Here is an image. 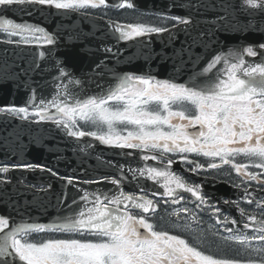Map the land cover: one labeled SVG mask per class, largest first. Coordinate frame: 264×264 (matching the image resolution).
Wrapping results in <instances>:
<instances>
[{
    "label": "snow or ice",
    "instance_id": "1",
    "mask_svg": "<svg viewBox=\"0 0 264 264\" xmlns=\"http://www.w3.org/2000/svg\"><path fill=\"white\" fill-rule=\"evenodd\" d=\"M244 4L264 14V0H244ZM25 5H48L64 10L110 6L108 0H0V6L4 9L18 6L26 11L23 8ZM112 6L135 7L131 0H122ZM163 19L180 24L190 23L179 16ZM117 30L120 32L119 38L124 40L168 31L163 27L145 24L117 26ZM0 33L7 37L8 43H55V36L44 28L18 23L5 16H0ZM13 37L19 39L13 40ZM43 55L41 52L40 56ZM258 56L262 57L259 63H249L245 59ZM59 71L62 77L70 75L63 67ZM196 75L202 77L203 82L197 83L194 78L191 85L169 80L154 82L151 77L125 75L102 97L84 100L70 98L65 87L64 99L60 98L61 93H57L51 100L41 99L36 104L33 95L29 102L31 112L28 106L15 105L0 107V112H8L22 119L31 115L40 121H54L69 129V134L74 137L97 136L106 144L156 153L143 159L158 160L162 167L138 169L134 176L138 173L153 181L162 178V187L166 190L163 195L173 197V204L183 199L177 189L192 193L201 204H207V198L201 195V186H189L182 177L171 171L170 166L176 161L169 157V153L184 154L179 158L184 163L194 165L189 169L192 172L205 166L198 161H189L186 155L189 153L211 158L213 162L207 164L209 169H219L225 165L231 167L241 177V183L234 187L242 188V195L236 201L224 200L223 203L234 206L243 219L238 222L236 218L224 215L220 207L209 205L216 222L225 225L223 231L227 233L224 235L216 230L212 234L220 241L239 245L249 256L255 254L258 259L244 260L217 255L191 245L179 235L155 230L154 224L143 215L155 213L158 205L154 200L146 195L124 193L121 189L111 194L86 192L80 199L90 203L91 207L86 205L80 211L51 224H10L9 217L0 215V264H15L17 260L22 264H264V218H258L240 206L242 202H247L264 210V198L256 199L257 195L264 193V44L216 54ZM152 103L157 105L156 111L149 110ZM186 105L190 107L191 114L184 110ZM50 108L56 109V112H50ZM79 121L99 128L106 127L107 131L100 135L94 131L85 132L81 130ZM117 125H125L123 131L126 135L120 134ZM127 125L134 126V130L129 131ZM197 125L198 130L189 131ZM238 157H244L246 162L237 163ZM217 158L218 163L214 162ZM12 167L31 169L43 166L27 164ZM9 170L8 165L0 166V172L7 173ZM64 179L69 184L74 182V177ZM103 179L108 180V177ZM252 182H255V187ZM111 183L120 186L121 180L112 178ZM250 188L252 191H249ZM76 203L73 200V204ZM130 205L142 214L133 215ZM181 212H188L190 221L199 223L196 213L187 208L177 210L172 215L179 217ZM261 216L264 217V211ZM229 223H242V227H226ZM181 227L196 231L192 223ZM249 229L252 235L247 234ZM44 232L88 235L93 238L36 242L30 239L33 233Z\"/></svg>",
    "mask_w": 264,
    "mask_h": 264
},
{
    "label": "water",
    "instance_id": "2",
    "mask_svg": "<svg viewBox=\"0 0 264 264\" xmlns=\"http://www.w3.org/2000/svg\"><path fill=\"white\" fill-rule=\"evenodd\" d=\"M122 0H108L116 5ZM135 8L188 18L190 24H208L206 29L216 35L234 33L240 24L241 41H226L206 53L202 43L194 42L193 27L181 26L169 32L148 33L131 40L120 39L117 21L78 12L56 9L48 5H25L4 9L0 16L18 23L44 28L55 36V43L26 44L0 40V105L17 104L32 107L41 99L51 100L67 88L70 98L84 100L105 95L125 75L136 74L166 78L191 85L203 78L197 76L211 58L221 52L240 49L244 40L264 42V14L248 8L244 0H131ZM228 24H235L228 26ZM178 35V37H177ZM227 37V36H225ZM203 39V37H201ZM241 44V45H240ZM214 46V45H213ZM224 49L225 51H222ZM43 52V57L40 53ZM206 56L205 60L200 57ZM70 75L62 77L59 68ZM219 67V66H218ZM79 81V83H76ZM21 157L55 167L63 173L67 167L78 168L84 152L78 138L66 129L51 123H37L0 113V158ZM68 174L67 172H65ZM71 174V173H69ZM0 181V214L13 222H45L54 208L73 212L85 204H73L69 191L62 197L51 192H35L13 187ZM21 190V194H19ZM8 192V193H7ZM16 194V195H15ZM37 195V196H36ZM53 197V199H49ZM35 223V222H34ZM15 264H22L18 260Z\"/></svg>",
    "mask_w": 264,
    "mask_h": 264
},
{
    "label": "flooded vegetation",
    "instance_id": "3",
    "mask_svg": "<svg viewBox=\"0 0 264 264\" xmlns=\"http://www.w3.org/2000/svg\"><path fill=\"white\" fill-rule=\"evenodd\" d=\"M184 24L174 22H162L161 27L166 28L168 30L180 27ZM203 26H208V24H203ZM203 39H200V43H212L213 45H222L221 43H227L226 41H232L234 44H236L235 41H241V39L238 37V33H226V35H216V37L208 36V32L202 33ZM227 36V37H225ZM260 44L256 45H247L245 44L244 47L247 46H253L254 48ZM205 49V48H203ZM213 50V46H212ZM200 59L205 60V57H200ZM245 59L249 63H259L262 59V57H245ZM136 77V76H133ZM147 78V77H145ZM153 81H157V79H153ZM163 81V80H161ZM173 82V81H172ZM176 83V82H174ZM181 84V83H178ZM139 87V86H138ZM115 106V105H113ZM175 107V106H173ZM150 111H156L157 105L155 103H152L149 105ZM184 110L186 113H190V107L185 106ZM32 109H30V112ZM50 112H52L50 110ZM53 113V112H52ZM28 118H31L33 120H39L38 117L29 116ZM51 121V120H47ZM80 125L81 130L85 132H97L98 135L103 134L107 131L105 128H99L97 126L92 125L91 123H85L84 121L78 122ZM118 131L121 135H126V132L123 131L125 125H117L116 126ZM129 131L134 130V126L127 125L126 126ZM199 129V126H195L192 129H189V131H196ZM165 130H167L165 126ZM83 139L87 140L88 147L91 149L93 147H97L98 150H101L103 148H117L120 151L119 157H122V159L125 160V166L126 169H115L112 167H109L106 165L105 167H99V166H93L91 162H88V167L83 166L80 168V175L79 176H68V175H61L58 171H56L53 168L48 167H42V168H24V167H16L13 168V165H22L19 163H8L4 165H8L10 170L7 173L0 172V179H8L7 174L13 172L14 170H32L37 171L41 170L39 175H36L32 178V181H26L24 179V182L26 184L31 185L37 190H47L50 188V185L46 183L49 179H57L62 181L66 185H77L81 190H84L86 188H90L92 190H99V192L104 193H114L117 190H121L124 193H132L135 195H146L148 198L153 199L155 204L158 205L155 213H143L146 219L149 220V222L154 224L155 230L157 231H167L172 235H179L183 239H186L191 245L196 246L200 248L201 250L205 251H211L214 254L226 256L228 258H237V259H258V257L255 256V254L249 256L247 252H244L242 248L239 245H236L234 243L230 242H223L220 241L216 236H214L212 233L216 230H219L222 234L227 235V233H224L223 229L225 225L218 224L216 222V217L212 214L213 209L209 207V205H215L217 207H220L224 215H228L229 217L236 218L238 222H242V217L240 216L239 211L232 205H225L223 203L224 200L229 201H236L240 199L242 195V188L238 189L234 187L236 184L241 183V177L229 166H222L219 169H209L207 167V164L210 162H213L211 158L204 157L202 155H198L196 153H189L186 154L188 156L189 161H198L200 164L204 165V168L197 169L196 172L189 171L191 167H194V165L190 163H184L180 160V155L184 154H178V153H169V157L174 159L176 162L170 166L171 171L175 172L178 176L182 177V179L186 182L189 186H201L200 191L201 195L205 196L207 198V204H201L200 201L197 199L196 196L192 195V193L185 191L184 189H177L176 191L179 192L181 196H183V199L180 200L179 203L173 204L171 203L173 197H167L165 195H162V184L163 179L161 178V197H154L149 192L143 191V192H137L134 189V187H139L137 184L132 182V177L119 175L120 174H128L131 171H133V167L135 162L137 163H150L157 165L158 167H162L160 161L158 160H144V156H151L153 154H156L150 150H142V149H133V148H127V147H120L117 144H106L102 141H100L97 136H84L81 137ZM93 153L92 149L89 151ZM106 153V152H105ZM106 156H110V158H116L117 155L112 154H105ZM214 162H219L218 158ZM237 163H245L246 159L244 157H238ZM94 164H97V161H93ZM164 163L166 164L167 161L165 160ZM2 166V165H0ZM47 169H51L52 171L49 172ZM253 170V169H249ZM116 172L113 175H106V174H112V172ZM50 173H56V177L54 178L52 176H49ZM65 177H74V182L72 184H69L64 178ZM104 177H108V180H104ZM116 178L121 180V185L117 186L111 183V179ZM91 181L92 183H87ZM253 187H255V182H252ZM249 191H252L250 188ZM178 198V197H177ZM264 198V193H261L260 195H257L256 199H262ZM165 201H168V203H165ZM199 205V207H198ZM241 207L245 208L247 212L255 214L258 218H264L261 216L262 211L259 208L256 207L255 204H248L247 202H242ZM187 208L191 210L192 212H195L197 215V219L199 223L191 222L189 219V213L188 212H181L180 216H174L172 215L173 212ZM130 209L132 211L133 215L139 216L142 213L139 210H136L134 208ZM220 219H223V216L220 217ZM186 223H192V227L196 229V231H188L185 230L182 225ZM226 227L230 228H237L242 227V223H238L237 225L228 224ZM141 231H144L141 229ZM248 235H252L251 229L247 230ZM68 238H77V239H92L93 237L88 235H69V234H62L58 232H44L35 234L33 233L30 236V239L34 242L40 241V240H46V239H68Z\"/></svg>",
    "mask_w": 264,
    "mask_h": 264
},
{
    "label": "trees",
    "instance_id": "4",
    "mask_svg": "<svg viewBox=\"0 0 264 264\" xmlns=\"http://www.w3.org/2000/svg\"><path fill=\"white\" fill-rule=\"evenodd\" d=\"M110 14H111V12H110ZM148 14L149 13H145V12L134 10L132 8L125 7V8H121V9L117 8L115 15L113 14L114 15L113 17L116 20L130 23V22H141L144 20V17L147 16ZM154 16H158V15H154ZM2 38H4V37H2Z\"/></svg>",
    "mask_w": 264,
    "mask_h": 264
}]
</instances>
